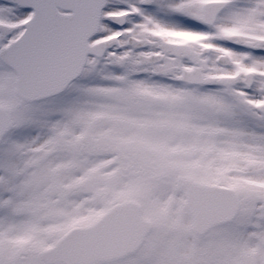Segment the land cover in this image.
I'll return each mask as SVG.
<instances>
[{"label":"snow or ice","instance_id":"1","mask_svg":"<svg viewBox=\"0 0 264 264\" xmlns=\"http://www.w3.org/2000/svg\"><path fill=\"white\" fill-rule=\"evenodd\" d=\"M0 264H264V0H0Z\"/></svg>","mask_w":264,"mask_h":264}]
</instances>
